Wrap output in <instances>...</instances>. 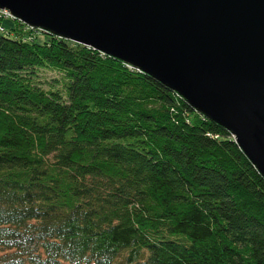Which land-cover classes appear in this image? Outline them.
I'll list each match as a JSON object with an SVG mask.
<instances>
[{"label": "trees", "instance_id": "obj_1", "mask_svg": "<svg viewBox=\"0 0 264 264\" xmlns=\"http://www.w3.org/2000/svg\"><path fill=\"white\" fill-rule=\"evenodd\" d=\"M0 264H264V176L180 92L0 10Z\"/></svg>", "mask_w": 264, "mask_h": 264}, {"label": "water", "instance_id": "obj_2", "mask_svg": "<svg viewBox=\"0 0 264 264\" xmlns=\"http://www.w3.org/2000/svg\"><path fill=\"white\" fill-rule=\"evenodd\" d=\"M0 9L180 92L264 176V0H0Z\"/></svg>", "mask_w": 264, "mask_h": 264}, {"label": "rangeland", "instance_id": "obj_3", "mask_svg": "<svg viewBox=\"0 0 264 264\" xmlns=\"http://www.w3.org/2000/svg\"><path fill=\"white\" fill-rule=\"evenodd\" d=\"M0 10H7L8 11V9H0ZM3 24L7 28H10V27L15 25V21H13L11 19H5L3 21ZM38 74H39V79L41 82H43L42 84L44 87H46V85L49 83H53L54 78L59 77V74H57L56 72L51 71L49 69H41V70H39Z\"/></svg>", "mask_w": 264, "mask_h": 264}, {"label": "built area", "instance_id": "obj_4", "mask_svg": "<svg viewBox=\"0 0 264 264\" xmlns=\"http://www.w3.org/2000/svg\"><path fill=\"white\" fill-rule=\"evenodd\" d=\"M3 12L5 13V14H7V15H10L11 13L9 12V11H7V10H3Z\"/></svg>", "mask_w": 264, "mask_h": 264}, {"label": "bare ground", "instance_id": "obj_5", "mask_svg": "<svg viewBox=\"0 0 264 264\" xmlns=\"http://www.w3.org/2000/svg\"><path fill=\"white\" fill-rule=\"evenodd\" d=\"M10 12V11H9ZM11 13V12H10ZM12 14V13H11ZM10 19V18H9ZM17 19V18H16ZM19 21V20H18ZM25 23V22H24ZM35 28H37V27H35ZM234 137H235V140H236V136L234 135Z\"/></svg>", "mask_w": 264, "mask_h": 264}]
</instances>
